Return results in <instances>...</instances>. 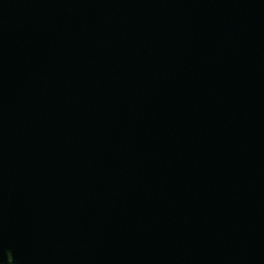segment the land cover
<instances>
[{"label":"water","instance_id":"water-1","mask_svg":"<svg viewBox=\"0 0 264 264\" xmlns=\"http://www.w3.org/2000/svg\"><path fill=\"white\" fill-rule=\"evenodd\" d=\"M0 264H264V0H0Z\"/></svg>","mask_w":264,"mask_h":264}]
</instances>
